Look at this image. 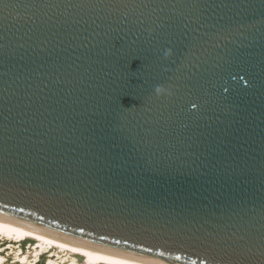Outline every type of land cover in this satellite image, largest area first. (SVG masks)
<instances>
[{
  "label": "water",
  "instance_id": "water-1",
  "mask_svg": "<svg viewBox=\"0 0 264 264\" xmlns=\"http://www.w3.org/2000/svg\"><path fill=\"white\" fill-rule=\"evenodd\" d=\"M0 216L264 264V0H0Z\"/></svg>",
  "mask_w": 264,
  "mask_h": 264
},
{
  "label": "bare ground",
  "instance_id": "bare-ground-1",
  "mask_svg": "<svg viewBox=\"0 0 264 264\" xmlns=\"http://www.w3.org/2000/svg\"><path fill=\"white\" fill-rule=\"evenodd\" d=\"M0 264H143L0 216Z\"/></svg>",
  "mask_w": 264,
  "mask_h": 264
}]
</instances>
